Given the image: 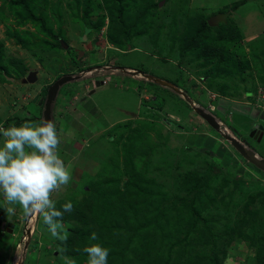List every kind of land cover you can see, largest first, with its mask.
Masks as SVG:
<instances>
[{"label": "rangeland", "instance_id": "374dc122", "mask_svg": "<svg viewBox=\"0 0 264 264\" xmlns=\"http://www.w3.org/2000/svg\"><path fill=\"white\" fill-rule=\"evenodd\" d=\"M235 1L240 0H153L160 5L152 8L142 32L133 33L127 41L114 9L104 0H33L44 9L55 33H62L58 35L61 47L51 49L41 45L42 39H51L40 25L18 23L16 11L7 0H0L1 64L8 70H0V116L37 115V122L43 120L44 110L42 116L39 111L47 103L49 86L61 77H72L50 105L51 120L60 134V156L72 164V178L52 197L55 203L82 199L90 183L100 180V172L124 162L126 149L135 144L133 134L140 130L145 135L134 157L138 168L163 182L165 190L172 189L171 181L180 171L210 172L209 187L217 204L206 215L212 216L211 226L216 230L215 251L223 264H257L259 246L240 237L229 240L243 220L247 227L255 226L254 234L264 235V174L241 159L228 136L254 147L264 158V137L258 142L259 137L249 135L256 123L264 126V117L249 113L253 106L264 109V59L255 60L252 55H263L264 0H247L227 12L226 6ZM134 13H126L124 19ZM201 14L211 16L213 25L221 22V26L241 29L242 37L234 42L213 41L217 32L212 29L202 44L185 49ZM209 46L217 49V55L233 54L238 60L220 64L217 56L206 59ZM42 87L43 94L31 101ZM10 101L14 108L2 107ZM196 107L208 110L220 124L212 126ZM69 113L74 115L67 119ZM245 134L248 140L243 138ZM120 152L123 155L118 161ZM126 180L127 176L123 182ZM3 200L0 192V214L7 225L14 226L11 232L0 226L1 253L9 256V238H14L20 243L14 247L20 256L30 245L26 264H66L55 238L41 225L42 216L25 217L23 213V221L18 220L21 207L7 204L16 213L1 212ZM24 221L29 233L19 241ZM64 226L68 231L69 225ZM21 241L25 243L21 245ZM197 246L213 254V246Z\"/></svg>", "mask_w": 264, "mask_h": 264}, {"label": "trees", "instance_id": "16d2710c", "mask_svg": "<svg viewBox=\"0 0 264 264\" xmlns=\"http://www.w3.org/2000/svg\"><path fill=\"white\" fill-rule=\"evenodd\" d=\"M7 1L16 11L15 16L18 23L23 25L33 22L40 25L41 31L50 37L51 40L42 39L41 45L51 49L61 47L58 35L62 36V33H55L53 26L48 23L44 9L40 10V7H36L33 0ZM246 1L231 3L226 6L229 8L227 12L230 13ZM104 3L114 9V18L121 25L123 36L127 41L132 39L133 33L142 32L152 8L160 5L154 3L153 0H104ZM133 11L135 12L133 17H129L128 20L124 19L126 13ZM201 11L204 13L205 9L201 8ZM212 19L211 16L207 18L201 14L199 25L185 49L202 44L212 29L217 32L213 41L234 42L242 37L241 29L226 24L221 26V22L213 25ZM10 35L12 34L9 33ZM13 35L19 39L20 44H25L17 33ZM119 44L122 45V43ZM216 50V48L207 47L204 57L211 59L217 56L220 64L234 63L238 57H233V54L217 55ZM2 53L3 44L0 40V70L8 71L7 67L1 64ZM261 53L262 56L255 52H252V55L254 54L255 60L260 61L264 59V49ZM21 65L24 66L23 63ZM23 68L25 72L26 67ZM12 119H14L13 124ZM26 119L28 118L0 116V125L5 128L12 125L18 126ZM144 135L140 130H137L135 135L133 134L136 138L135 144L126 149L124 162H117L106 167L104 172H100V180L90 183L89 190H86L82 199L76 201L64 199L55 203L56 208L61 211H63L62 206L69 201L74 206L71 213L65 212L63 215V223L69 225L68 232L70 233L65 246L66 251L62 253L67 259L66 262L71 260L75 264H87L88 255L83 251L84 247L99 243L109 249L107 264H223V260H220V253L214 249L213 237L216 230L211 226L212 216L206 215L208 208L212 206L216 208L217 204H214L216 196L212 194L209 187V181L213 179L212 174L208 172L199 175L192 171H180L171 181L172 189L165 190L166 185H163V182H158L155 177L148 176L146 170L138 168L134 162ZM247 137V134L243 136L245 140H248ZM2 141L3 138L0 137V143ZM236 152L242 159L243 156L237 150ZM144 153L145 151L141 152L142 155ZM122 155L123 152H120V156H117L118 161ZM246 163L251 164L248 161ZM186 165L188 167L187 163ZM125 176L127 180L123 182ZM223 190L224 186L218 188L217 191L221 193ZM252 214L254 215V212ZM241 222L243 224L234 228L229 241L240 237L252 246H259L256 256L257 264H264L263 233L254 234L257 231H254V225L247 227L245 220ZM40 223L48 228L43 223V219ZM93 232L97 234L96 241L90 240ZM60 243L55 238V244L58 246ZM198 243L203 246H213V254H207L197 246Z\"/></svg>", "mask_w": 264, "mask_h": 264}, {"label": "clouds", "instance_id": "9594fccd", "mask_svg": "<svg viewBox=\"0 0 264 264\" xmlns=\"http://www.w3.org/2000/svg\"><path fill=\"white\" fill-rule=\"evenodd\" d=\"M45 108L46 105L44 111ZM261 110L264 114V109ZM0 137L3 138L0 143V192L9 205L18 204L25 216H42L48 231L61 242L58 251L64 253L70 233L64 226L63 215L71 213L74 206L69 201L62 206L63 211L58 210L52 197L68 185L72 178V164L66 163L60 156L61 140L55 122L50 117L7 128L0 125ZM250 148L261 157L254 147ZM6 211L9 215L15 214L14 207H7ZM97 239V234L93 232L90 240ZM83 251L88 255L87 264H107V247L93 243L84 247ZM67 264L75 262L69 260Z\"/></svg>", "mask_w": 264, "mask_h": 264}, {"label": "water", "instance_id": "95a60500", "mask_svg": "<svg viewBox=\"0 0 264 264\" xmlns=\"http://www.w3.org/2000/svg\"><path fill=\"white\" fill-rule=\"evenodd\" d=\"M71 79L72 77H68V76L61 77L59 80H57L54 84H52L49 87L46 108L44 111V119H50V105L52 104L53 101H55L60 87L63 84L69 82ZM195 109L201 116L206 118L212 126L217 127L220 124L219 120L215 118V116L212 115L210 112L200 107H196ZM251 116L254 117V112L252 113ZM263 134H264V126L260 125L259 127L256 126L251 130L250 137H253L254 139L259 137V141H261ZM228 137L231 140L232 145L243 156L244 159H246L248 162L259 168L260 170L264 171V158L259 157L248 145L240 141L238 138L231 136ZM5 225L6 222L2 221V214H0V226L2 228H5ZM13 226L14 225L12 223H9L7 225V230L9 232L13 231L12 229Z\"/></svg>", "mask_w": 264, "mask_h": 264}, {"label": "crops", "instance_id": "0c3cea01", "mask_svg": "<svg viewBox=\"0 0 264 264\" xmlns=\"http://www.w3.org/2000/svg\"><path fill=\"white\" fill-rule=\"evenodd\" d=\"M64 85V84H63ZM62 85V86H63ZM25 88V87H24ZM29 91H31V89H28V92ZM43 92H44V90H43V87L42 88H39V90H38V92L36 93V94H34V96L32 97V99H31V101H35L36 100V97L38 96L39 97V95H42L43 94ZM13 96H16V95H13ZM12 96V97H13ZM12 98H10V100H11ZM42 100H43V98H41ZM39 100V101H42V100ZM18 101V100H17ZM15 103V102H14ZM0 107H1V105H0ZM2 107H5L6 109H8V110H11L12 108H14L15 107V105L13 106V103L10 101V103H9V105L8 104H5V105H3ZM40 109H41V112L39 111V107H38V111H39V115H41L42 116V111H43V109H44V106H43V108H42V106H40ZM77 113V115H78V112H76ZM71 114H73V113H71ZM70 113L68 114L69 116H67V119H68V117H70V115H71ZM11 115V113H9L7 116H10ZM74 115V114H73ZM78 117V116H77ZM15 118V117H14ZM24 118H28V119H26V121H34V122H37V118H38V116L37 115H32V116H30V115H28V116H26V117H24ZM24 122H25V120H24ZM21 125V124H20ZM61 129H63V128H61ZM64 130V129H63ZM4 201V205H1V206H3V208H1L2 210H1V212H5L6 211V209H7V202L5 201V200H3ZM18 213H20L21 215L19 216V218H18V220H22L23 221V210L22 209H19L18 208ZM7 212V211H6ZM16 213V212H15ZM25 217H28V216H25ZM21 221V222H22ZM35 221V220H34ZM22 223H20V225H21ZM23 228L25 229V231H24V233L22 234V238H20L19 239V241L20 240H22L23 239V237H25V236H27L28 234H26V233H29V232H26V224H25V221L23 222ZM30 228L31 227H29L28 228V230L30 231ZM33 235V234H32ZM9 239H11V244H9V248L7 249L8 251H9V256L8 257H6L5 256V252H2L1 253V251H0V255H2L3 254V256L4 257H6V258H4V257H2L1 259H0V264H26L25 262V259H26V255H27V253H28V251H31V249L29 250V245H28V249H26V251H25V253H22V255L20 256V254H19V252H20V250H18V248H16V250H14V247L15 246H17V245H19L20 243H16L17 241L14 239V238H9ZM8 239V240H9ZM1 243H2V241H1ZM25 243V241L23 242V241H21V245L22 244H24ZM0 245H4V243L3 244H0ZM6 245H8L7 243H6ZM27 246V245H26ZM19 247H21V246H19ZM2 248V247H1ZM6 250V249H5ZM6 250V254H7V251ZM13 250V251H12Z\"/></svg>", "mask_w": 264, "mask_h": 264}, {"label": "flooded vegetation", "instance_id": "af4514ba", "mask_svg": "<svg viewBox=\"0 0 264 264\" xmlns=\"http://www.w3.org/2000/svg\"><path fill=\"white\" fill-rule=\"evenodd\" d=\"M249 111H250V113L251 112H254V115H259L257 118H263L264 117V114L262 113V110H261V108H257V107H252V108H249ZM254 126H257V127H259L260 126V124H255ZM250 132V131H249ZM249 135H250V133H249ZM254 136V135H253ZM3 219H2V221L4 222V221H6V219H5V217H2ZM5 227L7 228V224L5 225Z\"/></svg>", "mask_w": 264, "mask_h": 264}, {"label": "bare ground", "instance_id": "6f19581e", "mask_svg": "<svg viewBox=\"0 0 264 264\" xmlns=\"http://www.w3.org/2000/svg\"><path fill=\"white\" fill-rule=\"evenodd\" d=\"M223 99V98H222Z\"/></svg>", "mask_w": 264, "mask_h": 264}, {"label": "built area", "instance_id": "2783aa9c", "mask_svg": "<svg viewBox=\"0 0 264 264\" xmlns=\"http://www.w3.org/2000/svg\"><path fill=\"white\" fill-rule=\"evenodd\" d=\"M24 238V237H23Z\"/></svg>", "mask_w": 264, "mask_h": 264}]
</instances>
